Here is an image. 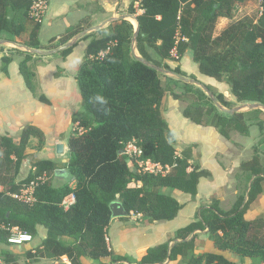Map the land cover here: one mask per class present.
Returning a JSON list of instances; mask_svg holds the SVG:
<instances>
[{"label":"trees","instance_id":"16d2710c","mask_svg":"<svg viewBox=\"0 0 264 264\" xmlns=\"http://www.w3.org/2000/svg\"><path fill=\"white\" fill-rule=\"evenodd\" d=\"M34 1L0 0V39L42 49L41 22L32 21L30 16ZM238 1L244 0H133L128 11L136 16L140 27L138 53L143 59L187 77L180 64L172 67L167 61L180 62L191 50L199 72L227 83L237 104H264V0H261L262 12L257 22L239 20L214 37L217 19L232 18ZM26 30L30 31L29 38L19 42L17 37ZM79 32L55 47L67 43ZM134 33V24L119 18L81 38V41L91 39L76 75L82 112L72 120L66 162L33 157L30 173L18 180L31 139L37 138L42 148L45 133L38 126L28 124L19 140L0 135V185L3 187L0 190V225L3 226L0 258L4 264H12L17 259V254L9 249L16 245L9 242L11 228L18 227L36 236L38 224L46 227L47 237L34 252L28 250L27 255L48 257L59 260L60 264H67L61 260L64 256L71 264H84V257L91 264H240L229 253L251 258L250 264H264V218H245L250 205L264 193V151L255 152L251 159L241 163L247 186L231 209L223 210L214 201L202 208L198 219L179 228L167 241L147 247L137 259L116 253L109 245L106 236L114 218L112 202H121L127 216L133 212L140 214L143 221H170L182 207L171 191L178 189L195 196L200 178L209 175L198 163L199 155L193 152L196 144L177 152V139L166 116L170 95L177 100L185 95L191 97L182 110L183 115L194 123L214 126L226 138L234 130L248 134L253 121L259 129L264 128V121L259 118L264 116L262 109L229 114L221 111L194 84L180 79L164 84L161 72L132 52ZM74 47L59 52L63 60ZM22 53L19 70L26 86L40 101L50 103L38 90L36 72L30 65L35 54ZM13 59L12 55H4L1 70L7 73ZM207 86L223 106L232 108L231 100L223 92ZM175 87L183 90L176 92ZM262 140L264 143V137ZM131 141L141 147V160L172 166L171 171L153 174L137 166L132 168L130 162H134L125 152ZM60 171H64L62 177L67 181L55 186L52 179ZM44 172L50 179L38 187L34 204H26L10 194ZM72 181H75L74 187L70 184ZM69 195L75 201L66 208L63 201ZM204 231L212 237L215 249L198 253L197 248L204 244L199 235ZM104 257H110V262H102Z\"/></svg>","mask_w":264,"mask_h":264},{"label":"crops","instance_id":"0c3cea01","mask_svg":"<svg viewBox=\"0 0 264 264\" xmlns=\"http://www.w3.org/2000/svg\"><path fill=\"white\" fill-rule=\"evenodd\" d=\"M77 1L81 0H76V2ZM111 1L112 0H84L85 5H90L91 7L95 6L98 10L108 12L103 19H99L97 22H92L94 21V17L91 16L90 20L88 19L90 21H88L90 27L100 25L103 21L117 16L119 6L115 5L116 1L112 4H107V2ZM117 1L127 6L126 4L132 0ZM105 6H110V8L105 9ZM29 33L30 31L26 30L21 36L17 37L18 41H26L29 38ZM1 45L0 135H8L19 140L22 129L26 125L32 124L41 128L46 136V142L42 148L31 149L32 145L29 144L26 151L27 158L21 167L19 175H22V172L27 174L30 172L31 166L33 165V157L66 162L68 160V146L66 142L68 137L64 135L65 130L67 127L72 130L73 117L82 112V95L76 74L85 53L86 43L82 44L83 46L80 48V53H77L75 51L77 48H75L74 52L69 54L65 60L62 59L58 61L54 53L39 60L38 63L35 62L36 60L34 59L36 56H34L33 60L30 62V65L36 72L38 90L49 98L51 101L50 103L42 102L35 97L32 91L26 86L24 78L20 73L19 62L24 57L22 51L26 50L11 44ZM40 45L42 49L47 48L41 41ZM187 54L193 59L192 51H188L185 55ZM4 55H12L14 57L13 61L8 65L7 73L1 70V58ZM182 59L177 63L180 64L184 70L181 63ZM196 78L209 85H214V81L217 82L215 78L214 80L210 76L200 74V72L197 74ZM178 102L179 100L174 99L173 96L170 95L166 111L169 126L177 139L176 143L180 144L177 152L181 153L184 148L191 144H196V146L193 147V152L199 155L197 161L202 169L209 172V175L200 178L197 188L198 191L195 196L178 189L171 191V194L176 197L182 205L178 216L173 220L163 222L142 221L143 228L141 233L138 234L136 232H129V226L127 224L125 225L123 221L118 220L120 217H114L112 219L110 232L111 230L114 231V242H116L119 237L124 238L127 232L134 235L138 234L137 236L141 239L140 242L144 241V243L140 245L142 249H140L141 247L139 246V248L137 247L134 251L138 253L142 250L140 254H143L147 247L163 243L172 238L179 228L198 219L202 208L209 207L214 201H217L220 208L223 210L231 209L237 198L245 192L247 186L246 174L241 168V163L251 159L255 153L251 148L254 144L246 140V137H250L253 133L254 126H250L248 134H241L234 130L231 132L230 138H226L221 135L214 126L194 123L184 115H177L179 123H177V125H172L169 121V113H171L170 108L175 104L178 105ZM178 110L182 113L180 107ZM34 139L36 138L33 137L31 141ZM50 139L53 140L51 143L49 141ZM59 143H63L65 148L62 156H59V153L53 150L55 147L57 148V144ZM256 148L258 147L255 146L254 149L256 150ZM49 150H51V153ZM261 151H264V148H260L258 153L261 154ZM63 172L64 171H60L58 175L52 179L53 185L60 186L67 181L65 177H62ZM70 184L74 187L75 181H72ZM0 190H3L1 185ZM65 199L71 201V195ZM259 217L264 218V193L256 198L245 213V218L247 220H254ZM135 228L136 227L133 229ZM47 232L45 226L38 224L37 235L33 236L30 242L18 246H10L9 249L17 254V259L12 264H60L59 260H53L48 257L36 255L32 257L27 255L28 257H24L20 255V253L22 254L28 250L34 252V248L47 237ZM115 233H118L119 237L115 238ZM199 237L204 241V244L197 248L198 253L214 251L213 241L208 239L209 233H207V231L200 232ZM120 241L121 243L118 242V245H116L117 248L113 246V250L116 253L125 254L128 251H133L126 248L122 239H120ZM134 246L137 245L133 242L132 247ZM227 255L240 264H250L252 262L251 258H249L250 261H248V258H241L236 254L229 253ZM134 258L137 259L139 257L134 256ZM62 259L65 263L71 264L67 256L62 257ZM82 261L84 264L92 263V261L86 257L82 258ZM101 261L108 263L110 257H104ZM173 263L177 264L176 262Z\"/></svg>","mask_w":264,"mask_h":264},{"label":"rangeland","instance_id":"374dc122","mask_svg":"<svg viewBox=\"0 0 264 264\" xmlns=\"http://www.w3.org/2000/svg\"><path fill=\"white\" fill-rule=\"evenodd\" d=\"M114 1H116L115 5L119 6V11H118L117 16L121 15V14H130L128 11V8H129L130 3L133 0L130 1L128 4H126L127 6L122 5V3L118 2L117 0H112L111 2H107V4H112V3H114ZM48 2H49V9L48 8L45 9L46 12L45 13L43 12V14H42V18L40 21L41 22V28L39 31L41 43L43 45L47 46L48 48L49 47H55V46L61 44L69 35L77 32V31H80L79 33H77L75 36H73L69 40V41H71L78 34H80L83 30L90 28L88 26H89V22H90L89 20H90L91 16L94 17V21H92V22H97V21H99V19L100 20L103 19L108 14V12H106L104 10H98L95 6L91 7L90 5H85L84 0L77 1V2H76V0H48ZM48 2H47V5H48ZM135 6L138 7V2H136ZM109 8H110V6H105V9H109ZM47 10H48V12H47ZM139 12H141V11L139 10ZM261 12H262L261 0H244L242 2L241 1L236 2L232 18L219 17L217 19L216 27H215V31H214V37L219 36L223 32L224 29H226L227 27L231 26L232 24L238 22L239 20H242L244 23L257 22L259 16L261 15ZM128 19L133 23L135 22L133 18H128ZM32 21L36 22V20H34L33 18H32ZM32 24H33V22H32ZM134 25H135V23H134ZM95 31H97V30H94L91 32H95ZM1 34L6 35L3 32ZM97 36H100V33H97ZM90 39L91 38L89 37L88 39H85L82 41H81V38L79 40H77L74 44L75 47H74L72 52H74L75 48H77L75 51L77 53H80V51H81L80 48H82V46H83L82 44L86 43V45H87L88 42L90 41ZM55 48H57V47H55ZM51 49H54V48H51ZM44 50H50V49H44ZM189 51H191V50H189ZM54 55H55V58L58 59V61L62 60V56L60 53H55ZM34 56H36L34 59V60H36L35 62L38 63L39 60H42L44 57L46 58L49 55H38V54L36 55L35 54ZM192 56H193V54H192ZM84 58H85V53H84L81 64L83 63ZM167 62L172 67H175L176 65H178V63L175 61H171V62L167 61ZM181 63H182L184 70L186 71V73H192V74H188L187 77L193 78L192 76L195 77V75L197 76V74H199L198 63L195 62L189 54L184 56ZM81 64H80V66H81ZM78 70H79V68H78ZM78 70H77V72H78ZM161 74H162L161 77H162L164 84H169L172 81L175 82L177 79H179L176 75L171 74V73L162 72ZM193 79H195V78H193ZM212 79H214V78H212ZM197 80H199L200 82L207 85V83H205L204 81H202L198 78H197ZM194 85H196L197 87H200L197 84H194ZM211 86L213 87V90H215L216 92H223L225 94L226 98L228 100H231V102L233 104L232 108L235 106L241 105V104H237L235 102V98L230 94V88H229L227 83L220 82L217 80V82L214 81V85H211ZM182 90L183 89L180 87H175L176 92H181ZM190 100H191V97H189L188 95H185V97L183 99L179 100V102L177 103L178 105L175 104L174 106H172V108H170L171 113H169V121L172 125H177V123H179L177 115L183 116V114L178 110L179 107L181 108V110H183V108L189 104ZM226 108L230 109L229 107H226ZM259 118L264 121L263 115L259 116ZM255 122L256 121H253V126H254L253 127V133L250 135V137H246V140L250 141L252 144H254V146L251 147L252 151L258 152V151H260V148H264V143H262V141H263L262 139L264 137V128H263V130L259 129V127L256 125ZM70 131H71V129H69L67 127L65 130V134H64L65 137H68ZM45 139H46V136H45ZM49 141L51 143L53 140L50 139ZM66 142H67V140H66ZM30 145H32L31 149H35V148L38 149L39 148L38 139L36 138L33 141H31ZM178 146L180 147V144L175 143V147L177 150L179 148ZM255 146L260 147V148H256L257 150H255L254 149ZM53 150H56V152H57L56 147ZM50 151L51 150H49V152ZM261 153H263V151H261ZM58 155L62 156L63 153L58 154ZM61 158H63V157H61ZM130 166L132 168H135L136 166L138 167L137 164H132V162H130ZM28 174L22 172V175H18L17 178H18V180H22V179L26 178L28 176ZM47 175H48V177H50V175L48 173H47ZM49 179L50 178H48V180ZM118 220L123 221L125 225L127 224L129 226V228H130L129 232H134V233L136 232L138 234L141 233L142 228H143L142 227V223H143L142 221L143 220H142L141 215L131 214L125 218L120 217V218H118ZM131 226H134L136 228L133 229L134 227H131ZM113 232L114 231H112V230L110 232V227H109V230H108V236L110 238L109 245L112 248H113V246L115 248H117L116 245H118V242L121 243L120 239H122V242L126 245V248L128 250H133V251L126 252L125 253L126 255H129L131 258H134V256H138V257L142 256V254H140V252L142 250H140V252H138V253L134 251V250H136L137 247L139 248L141 243L142 244L144 243V241L140 242L141 239L139 236H137L138 234L134 235V234H130L129 232H127L125 234L124 238L123 237L120 238L118 236V233L117 234L115 233V238L116 237H119V238H117V241L114 242V233ZM110 233H112V234H110ZM208 239L212 240V237L209 235ZM133 242L137 246L132 247ZM2 246L3 245L0 244V248ZM129 247H132V248H129ZM140 247H141L140 249H142V246H140ZM20 255H23L24 257H28L26 252H24L22 254L20 253ZM61 260H63V259H61ZM248 261H250L249 258H248ZM173 264H175V263H173Z\"/></svg>","mask_w":264,"mask_h":264},{"label":"water","instance_id":"95a60500","mask_svg":"<svg viewBox=\"0 0 264 264\" xmlns=\"http://www.w3.org/2000/svg\"><path fill=\"white\" fill-rule=\"evenodd\" d=\"M119 18H122V19H128V18H133L134 21L136 22V24L134 25L135 26V33H134V36H133V40H132V52L135 54V56L137 58H139L140 60H142L145 64H147L148 66H151L152 68L156 69L157 71L159 72H164V73H171V74H174L176 75L180 80L186 82V83H190V84H197L199 85L206 93L208 96H210V98L212 99V101L214 102V104L221 110V111H224V112H227L229 114H234V113H237V112H244V111H247V110H252V109H262L264 111V104H261V103H258V102H254V103H244V104H241V105H238V106H235L233 108H226L224 107L217 99V97L215 96V94L208 88V86L202 82H200L199 80L197 79H193V78H189V77H186V76H182V75H177L175 74L173 71L171 70H168L164 67H161V66H158L146 59H143L140 54L138 53V50H137V35L139 33V23H138V20L136 18L135 15L133 14H121V15H118V16H113L107 20H105L104 22H102L100 25H97V26H94V27H90L88 29H85L83 30L80 34H78L74 39H72L71 41H69L68 43H65L63 45H60L58 46L57 48H54V49H50V50H44V49H40V48H30L26 45H21V44H17L13 41H10V40H6V39H0V44H11L13 46H18L28 52H31L33 54H38V55H52L54 53H59L71 46H73L75 44V42L77 40H79L80 38H82L83 36H85L86 34L90 33L91 31H94V30H99L103 27H105L108 23L116 20V19H119ZM129 20V19H128ZM133 23V22H132ZM134 24V23H133ZM64 144L63 143H59L57 144V152L59 154H62L64 153ZM111 210H112V215L113 217H125L128 215V212L127 210L125 209L124 205L119 202V201H115V202H112L111 205Z\"/></svg>","mask_w":264,"mask_h":264},{"label":"built area","instance_id":"2783aa9c","mask_svg":"<svg viewBox=\"0 0 264 264\" xmlns=\"http://www.w3.org/2000/svg\"><path fill=\"white\" fill-rule=\"evenodd\" d=\"M48 8L47 1L46 0H36L33 2V5L30 10V16L36 21H41L43 12L45 13ZM126 154H128L131 158V160L134 162V164H138V167L145 172L153 173V174H167L171 171L172 166L166 165L162 166L159 163H154L150 160L143 161L140 159V156L142 154V149L140 146L137 145L136 141H131L126 145L125 148ZM48 175L46 172L36 175L34 178H32L29 182L23 184L21 188L14 192L10 193L14 198L32 205L37 201L36 197V191L38 187H40L42 184L47 182ZM75 201V198L73 195H71V201L64 200L63 204L66 208H68L71 204H73ZM132 214H134L132 212ZM140 215V214H139ZM3 228V226L0 225V230ZM12 235L9 238V242L16 245H21L26 242H30L33 239V236L28 233L20 230L18 227L11 228ZM107 241L109 242L110 238L107 235L106 236ZM0 264H4V261L0 258Z\"/></svg>","mask_w":264,"mask_h":264},{"label":"bare ground","instance_id":"6f19581e","mask_svg":"<svg viewBox=\"0 0 264 264\" xmlns=\"http://www.w3.org/2000/svg\"><path fill=\"white\" fill-rule=\"evenodd\" d=\"M136 23V22H135Z\"/></svg>","mask_w":264,"mask_h":264}]
</instances>
